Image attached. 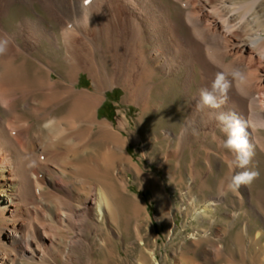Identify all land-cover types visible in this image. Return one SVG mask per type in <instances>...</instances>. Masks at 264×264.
<instances>
[{"label": "bare ground", "instance_id": "6f19581e", "mask_svg": "<svg viewBox=\"0 0 264 264\" xmlns=\"http://www.w3.org/2000/svg\"><path fill=\"white\" fill-rule=\"evenodd\" d=\"M5 1V12L17 3L27 14L9 29L0 25V36L12 38L0 56V264H94L98 256L99 264H123L116 246L133 231L137 264H161L152 248L157 228L131 189L145 175L128 152L129 120L124 113L115 126L98 113L113 87L141 113H160L164 103L154 105L148 93L162 84L178 85L187 100L186 118L175 124L171 116L162 135L177 164L196 143L207 170L220 176L213 193L193 195L188 186L181 194L180 211L192 220L173 264H264V130L249 129L258 178L232 191L227 184L243 169L231 166L215 119L221 111L264 115V0ZM115 26L130 33L137 74L116 62L111 73L93 53ZM224 65L241 70L245 86L233 85L220 109L198 107L199 75ZM83 72L91 78L85 89L77 86ZM153 199L170 235L163 218L171 205L158 191Z\"/></svg>", "mask_w": 264, "mask_h": 264}, {"label": "rangeland", "instance_id": "374dc122", "mask_svg": "<svg viewBox=\"0 0 264 264\" xmlns=\"http://www.w3.org/2000/svg\"><path fill=\"white\" fill-rule=\"evenodd\" d=\"M36 7L40 13L45 15L49 24L57 27L47 14V9L44 5L37 3ZM6 8L7 1L0 0V25L7 29L13 27L22 15L25 16L27 14L22 11L20 4L17 3L10 5L7 12H5ZM98 50V52L93 51V53L96 56L99 55L105 58L107 70L111 73H113L112 63L116 62L121 65L123 72H134L137 74L139 68L136 67V64L135 67L130 65L133 54L132 46L130 45V33L126 28L121 29V27L116 26L115 28H110L109 36L101 40ZM214 78L215 76L204 72L199 75L198 83L203 88L210 87ZM77 86L82 89L91 86V78L88 73H81ZM109 91L115 92L110 94ZM109 91L105 95L103 105L99 108L98 117L108 120L117 126L123 120L124 113L126 114L129 124L125 127L124 134L128 135V131H130L134 137V141L128 147V152L133 156L135 162L139 163L145 175V178L138 179L131 189L133 193L138 195L146 207V213L150 215L157 228L158 236L152 248L156 251L158 261L161 264H173L177 253L180 257L183 252L181 244L185 242L182 233L184 224L192 220L180 211L182 208L181 194L188 191V186L191 187L193 195L204 196L213 193L218 187L220 176L207 170V166L204 163L205 159L200 156L196 143H190L187 146L180 163L177 164L168 141L162 138L163 130L169 127L171 116L176 119L172 121L175 124H179L187 115V100L178 85L176 88H171L170 86L167 88L166 84H162L148 93L154 105L158 106L160 103H164V105L161 104L160 109L156 108L160 110V113L156 114L153 112L143 114L134 103L123 102L122 98L125 95V91L122 87H113ZM192 93H194V90L191 91ZM260 166H262V163L259 158L253 159L249 165L252 169H258ZM176 174L178 175L175 176ZM202 183H207L211 189H203ZM142 185H146L147 188H140ZM154 191L162 193V198H166L171 205L167 218H163L165 224L172 230L170 235L165 234L162 230L164 225L161 228L157 221L158 210L156 200L153 199ZM230 205L228 210H238L237 205ZM247 221V217L241 219L242 224ZM134 232L127 237L124 244L121 243L116 246L117 250L115 251L123 257V264H137L139 262L140 241L136 238ZM142 236L145 240L148 239L146 231L142 232ZM186 241L187 244L195 246L192 244V238H188ZM99 260L100 256L96 257L94 264H99Z\"/></svg>", "mask_w": 264, "mask_h": 264}, {"label": "clouds", "instance_id": "9594fccd", "mask_svg": "<svg viewBox=\"0 0 264 264\" xmlns=\"http://www.w3.org/2000/svg\"><path fill=\"white\" fill-rule=\"evenodd\" d=\"M68 27L71 28V25ZM11 43L12 38L7 33L0 36V56L8 53ZM253 46L256 47L255 43ZM258 51L264 55V48H259ZM245 84L246 76L241 70L231 65H224L222 70L215 74L211 86L199 90L198 107L220 109L226 104L228 93L233 85L242 90ZM215 119L226 137L223 147L234 156L230 162L231 166L243 169L232 176L227 184L229 190L236 191L242 185L251 184L259 176L258 171L249 168L255 155L253 144L250 142L249 129L264 130V115L253 114L248 119H243L235 112L221 111Z\"/></svg>", "mask_w": 264, "mask_h": 264}, {"label": "trees", "instance_id": "16d2710c", "mask_svg": "<svg viewBox=\"0 0 264 264\" xmlns=\"http://www.w3.org/2000/svg\"><path fill=\"white\" fill-rule=\"evenodd\" d=\"M114 92H115V91H113L112 93H114ZM112 93H111V94H112Z\"/></svg>", "mask_w": 264, "mask_h": 264}]
</instances>
